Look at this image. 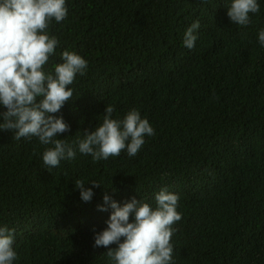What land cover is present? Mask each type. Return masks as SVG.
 Returning <instances> with one entry per match:
<instances>
[{"label": "trees", "instance_id": "trees-1", "mask_svg": "<svg viewBox=\"0 0 264 264\" xmlns=\"http://www.w3.org/2000/svg\"><path fill=\"white\" fill-rule=\"evenodd\" d=\"M225 2L66 0L67 18L49 24L59 45L45 70L65 49L88 66L57 113L70 125L57 138L82 139L108 105L114 119L138 110L155 134L133 157L94 163L77 151L47 168L51 145L0 130V227L15 230L13 264H110L93 247L111 212L98 210L104 195L155 208L162 187L179 197L172 264H264V0L246 26L230 22ZM196 20L190 50L183 37ZM78 179L101 184L91 201Z\"/></svg>", "mask_w": 264, "mask_h": 264}, {"label": "clouds", "instance_id": "clouds-1", "mask_svg": "<svg viewBox=\"0 0 264 264\" xmlns=\"http://www.w3.org/2000/svg\"><path fill=\"white\" fill-rule=\"evenodd\" d=\"M225 8L231 23L246 26L250 14L260 11L258 0H226ZM66 0H0V130L13 132V138L37 137L46 147L42 153L47 168H56L62 160H73L77 151L90 155L93 162L119 156L126 151L135 156L146 136L154 129L139 111L132 109L122 119H114V107L108 105L102 123L94 130H84L83 138L69 143L58 135L70 131L62 115H57L72 98L77 74H86L87 61L74 51L61 52V61L45 70L55 55L59 40L49 34L53 19L60 23L67 18ZM199 20L185 31L183 44L193 49L199 29ZM258 43L264 47V28L258 30ZM80 198L89 202L93 188L101 187L96 181H75ZM90 184L91 187H85ZM156 206L131 197L123 204L104 195L99 211L111 209L106 227L94 233L93 247L107 251L110 264H172L173 245L170 242L181 219L177 211L178 195L162 187L155 194ZM131 218V219H130ZM15 230L0 227V264H13L17 259L13 245ZM115 245V247H112Z\"/></svg>", "mask_w": 264, "mask_h": 264}]
</instances>
